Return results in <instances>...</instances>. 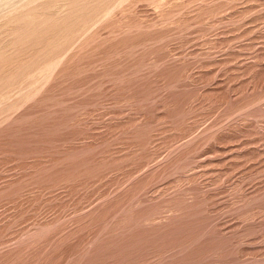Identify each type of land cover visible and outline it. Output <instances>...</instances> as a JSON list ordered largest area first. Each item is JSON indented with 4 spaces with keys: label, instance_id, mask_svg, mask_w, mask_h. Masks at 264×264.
Returning a JSON list of instances; mask_svg holds the SVG:
<instances>
[{
    "label": "rangeland",
    "instance_id": "374dc122",
    "mask_svg": "<svg viewBox=\"0 0 264 264\" xmlns=\"http://www.w3.org/2000/svg\"><path fill=\"white\" fill-rule=\"evenodd\" d=\"M0 264H264V0H0Z\"/></svg>",
    "mask_w": 264,
    "mask_h": 264
}]
</instances>
